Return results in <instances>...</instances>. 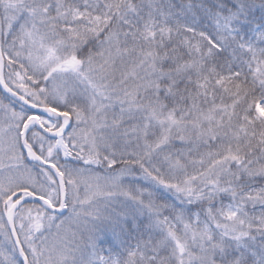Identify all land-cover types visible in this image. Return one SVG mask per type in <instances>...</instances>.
I'll list each match as a JSON object with an SVG mask.
<instances>
[{"label":"snow or ice","instance_id":"obj_1","mask_svg":"<svg viewBox=\"0 0 264 264\" xmlns=\"http://www.w3.org/2000/svg\"><path fill=\"white\" fill-rule=\"evenodd\" d=\"M0 264H264V0H0Z\"/></svg>","mask_w":264,"mask_h":264}]
</instances>
